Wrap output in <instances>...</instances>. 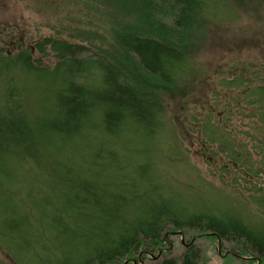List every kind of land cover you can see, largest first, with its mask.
I'll use <instances>...</instances> for the list:
<instances>
[{
	"label": "trees",
	"instance_id": "obj_1",
	"mask_svg": "<svg viewBox=\"0 0 264 264\" xmlns=\"http://www.w3.org/2000/svg\"><path fill=\"white\" fill-rule=\"evenodd\" d=\"M212 1L216 0H129L131 6L141 3L143 17L155 18L159 13L174 29L157 25L153 29L157 35L124 32L121 37L115 34V39L119 38L120 49L146 75L157 83L173 80L174 84L183 63L180 47L188 45L175 46L173 41L180 36L162 31L188 35L207 8L214 13ZM85 49L45 37L14 53L0 50V249L15 264L26 260L28 264H124L139 255L156 260L162 248L155 254L153 249L145 252L142 248L162 246L179 231H195L236 243L244 264H264V225L249 226L230 215L192 214L171 204L157 188L144 187L156 177L149 152L143 157L139 153L155 127L165 125L159 119L160 106L138 93L129 79L120 78L116 65L103 59L106 53L93 60L82 56ZM48 57L54 59L53 67L42 62ZM240 65L233 61L230 70L239 69L238 75L220 83L231 100H223L222 106L221 100L211 102L201 124L192 117L189 128L201 129L200 137L208 145L225 146L227 152H237L244 159L249 156L246 137L258 143L252 145L257 154L264 153V84L263 80L253 84L250 78L255 70ZM243 69L247 74L241 75ZM257 76L253 78L259 81ZM237 93L242 100H236ZM230 104L239 114L248 111L255 119L249 122L253 133L237 138L240 132L233 122L219 126L228 120ZM119 139L124 141L119 143ZM136 139L141 143L135 144ZM36 150L38 164L43 160L39 170L51 188L37 197L27 194V198L43 231L31 223L28 213L20 212L13 198L17 195L7 191L10 187L2 186L3 182L11 184L14 175L11 162L7 166L9 157L16 155L21 164ZM239 159L233 158L231 165L241 168ZM138 160L143 162L138 165ZM245 162L246 173L264 177V168L254 172ZM127 169L129 176L124 175ZM139 184L143 185L138 188ZM255 201L264 209V197ZM51 202L52 208L47 205ZM30 243L38 245L33 252ZM200 260L198 248L188 244L178 260L154 264H200Z\"/></svg>",
	"mask_w": 264,
	"mask_h": 264
},
{
	"label": "rangeland",
	"instance_id": "obj_2",
	"mask_svg": "<svg viewBox=\"0 0 264 264\" xmlns=\"http://www.w3.org/2000/svg\"><path fill=\"white\" fill-rule=\"evenodd\" d=\"M210 3L214 6V13L207 8L188 35L180 34L179 30L162 31L166 35L172 32L174 36L181 37L173 41L175 46L188 45L180 47L183 63L174 84L173 80L168 84L157 83L120 49L119 38L116 41L115 34H120V37L124 32L157 35L153 31L157 25L161 29L164 25L167 29H174L164 23V15L159 13L153 15L155 18L143 17L141 3L131 6L129 0H0V50L5 54L14 53L33 46L45 37H52L86 47L82 54L86 58L96 60L106 53L103 59L116 65L115 72L119 77L129 79L138 93L154 104L156 102L162 111L159 112V119H163L164 127H155L152 135L141 144L143 150H140L139 156L149 152L156 177L144 187L150 186L153 191H156L154 187L157 188L171 204L192 214L218 218L230 215L240 217L249 226L264 225V209L255 201L264 197V177L262 174L254 177L246 173L248 166L245 162L249 161L254 172L264 168V153L257 154L253 147L258 143H252L246 137L244 143L248 146L249 156L239 159L241 154L227 152L225 146L205 143L200 137L201 129L189 128L192 117H196L201 124L211 102L221 100L218 104L222 106L223 100H231L220 83L225 78L238 75L239 69L230 70L233 61L238 60L241 67L255 70L252 78L258 75L260 80L250 78L253 84L262 80L264 84V0H216ZM42 62L53 67L54 59L48 57ZM123 63L128 67L122 66ZM245 71L241 70V75L247 74ZM236 100H242L239 93ZM227 114L228 120L219 126L233 122L240 132L237 138L253 133L249 122L255 119L249 116L248 111L242 115L233 106ZM123 141L119 139L118 142ZM134 143L140 144L141 140L136 139ZM37 151L21 164L19 157L10 156L7 166L11 162L14 175L11 184L3 182L2 186L10 187L7 191L17 195L13 198L20 212L28 213L31 223L43 231L27 198V194L37 197L51 188L39 170L43 160L38 164ZM75 158L73 156L72 160ZM233 158L242 162L241 168L238 167L240 164L231 165ZM142 162L138 160L137 164ZM76 163L82 165L79 159ZM130 171L124 170V175L129 176ZM9 204L14 205L12 201ZM47 205L52 208L53 202ZM31 223L29 228L33 233ZM191 232L194 233L179 231L169 236L162 246L142 248L145 252L153 249L154 254L162 248L163 253L156 260L139 255L132 256L124 264H154L170 258L178 260L188 244L198 248L200 264H244L245 257L237 252L236 243L221 242L215 235ZM31 245L32 252L38 248L37 244ZM0 264L15 263L0 249ZM21 264H28V261Z\"/></svg>",
	"mask_w": 264,
	"mask_h": 264
}]
</instances>
